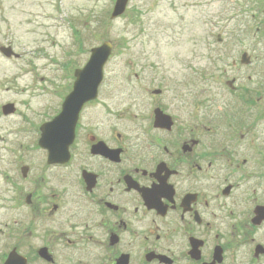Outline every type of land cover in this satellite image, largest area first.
I'll use <instances>...</instances> for the list:
<instances>
[{
    "label": "flooded vegetation",
    "instance_id": "flooded-vegetation-1",
    "mask_svg": "<svg viewBox=\"0 0 264 264\" xmlns=\"http://www.w3.org/2000/svg\"><path fill=\"white\" fill-rule=\"evenodd\" d=\"M5 1L0 22L12 31L11 10L33 40L0 38V58L28 66L0 103V264H264V0L243 3L257 40L219 86L179 59L183 81L160 65L79 97L90 56L69 55V28L78 51L83 37L67 0ZM224 11L214 24L235 20Z\"/></svg>",
    "mask_w": 264,
    "mask_h": 264
},
{
    "label": "rangeland",
    "instance_id": "rangeland-1",
    "mask_svg": "<svg viewBox=\"0 0 264 264\" xmlns=\"http://www.w3.org/2000/svg\"><path fill=\"white\" fill-rule=\"evenodd\" d=\"M208 1L130 0L126 14L113 20L110 18L113 0H67L68 18L76 21L81 38L83 37L81 50L78 51V43L73 41L72 30L69 28V55L79 62L90 56L91 48L104 41L112 42L114 50L104 69L103 88H110L112 81L120 82V73L148 71L161 74V68H158L160 65L163 66L164 75L168 80H175L173 75H176L183 81L189 70H182L179 59L192 61L191 65L196 67L207 66V76L216 85L215 79L223 81L222 71L228 69L222 61H231L237 58L241 47L249 49L254 45L253 41L257 40V25L251 20V12L241 9L247 0H215L212 6H208ZM5 2L4 6L10 8L12 1ZM30 5L31 8H38L37 4ZM237 8L240 9L238 16ZM223 10L229 20L234 13L235 20L223 26L220 23L214 24L217 13H222ZM10 12L8 17L12 20V31H8L6 24L0 22V30H3L0 38L10 35L17 40L19 47L28 45L33 40V36L27 34L29 26L20 27L17 24L18 18H14V12ZM216 26L218 30H211V27ZM218 34H221L224 43L217 42ZM207 39L212 42L210 51L204 46V40ZM261 39H264V36ZM207 55H212L214 59L221 55L225 56V59L215 65L211 62L213 59H207ZM128 60L135 62L134 70L129 66ZM27 67L25 61L11 64L0 58V103L11 100V95H14L12 92L3 91V87L10 86L5 82L7 77L14 74L19 76L12 86L14 90L26 87L28 80L21 74ZM255 70L254 67L245 70L244 77L252 75ZM230 75L234 74L228 73L227 77H231ZM157 85L155 82L151 86ZM202 86L197 81V87ZM12 97L16 98L15 95Z\"/></svg>",
    "mask_w": 264,
    "mask_h": 264
},
{
    "label": "water",
    "instance_id": "water-1",
    "mask_svg": "<svg viewBox=\"0 0 264 264\" xmlns=\"http://www.w3.org/2000/svg\"><path fill=\"white\" fill-rule=\"evenodd\" d=\"M129 1L130 0H117L111 17L115 19L122 16L127 9ZM112 48V43L107 41L101 46L92 49L91 57L85 67L77 70V73L82 74L78 75L71 97H79L82 94H84V96L95 95L103 80L104 66L112 53ZM2 50L5 52L6 48ZM62 117L63 113L57 117L54 122L55 125L58 126L61 123Z\"/></svg>",
    "mask_w": 264,
    "mask_h": 264
}]
</instances>
